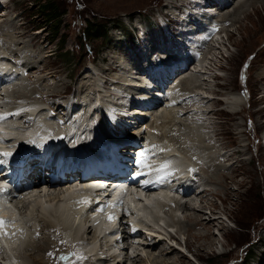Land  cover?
Instances as JSON below:
<instances>
[{
	"label": "rangeland",
	"instance_id": "obj_1",
	"mask_svg": "<svg viewBox=\"0 0 264 264\" xmlns=\"http://www.w3.org/2000/svg\"><path fill=\"white\" fill-rule=\"evenodd\" d=\"M53 1H56L61 10L65 12V16L62 18L63 24L59 33V37L63 39L67 38V43L63 46V50H61L62 46L59 39H54L55 28L46 27L44 16L38 13L40 6L38 0H10V4L7 7H0V47L1 49L3 48V53L8 55L12 60H16V58L10 55V51L21 53L23 58L22 62L26 68L21 64H12L22 70L24 79L21 80V82L26 93L32 96V90L38 88V92H35L36 94H34L32 97L33 99H31L33 102L38 103L42 100L41 102L45 103H43V105H45L46 108L53 105L56 109L50 107L51 110H55L54 114L64 120L68 118L67 110L71 102H77L83 99L81 100V107L79 108L84 111L87 106L92 105L95 100L93 106L95 104L97 105H95V107L100 106L99 108L102 110L100 112L101 115L99 116V112L97 115L103 120L102 122L104 125H110L109 131L117 129V131L120 132V128L127 126L125 123L127 121L118 116L116 119L119 121V123L116 122L118 126H113L112 123H114L115 118L112 112H114L115 109L114 106L110 104V102L113 101V99L110 98V94H115L114 91L124 93L127 99H125L126 103L123 101L122 103L131 105L128 101L133 96L130 94L135 91L132 90V88L128 89L127 86H124L126 84L123 80H129V78L132 79L136 76L137 71L141 70L139 68L140 64L142 66H147L145 63H136L139 60L137 58L140 54L145 52V49L140 46L142 42L138 33L140 29H137L136 26L143 29V34L147 33V31L149 32V41L154 40L153 37L159 39V36L164 34H172L171 30H173V32L176 31L179 25L177 17L173 15L169 7H174L170 6L173 5V3L180 6L182 1ZM240 2L244 5H242L239 10L237 8L234 10L235 6H237L236 4ZM225 8L230 9H226L224 12L225 14L230 12V15L225 16V19L228 17L230 21L227 20L226 22H222V20L217 19L218 17L216 20L224 26L226 31L221 41L212 46L209 51L210 53L207 54L203 63L204 65L202 64L212 69L209 70L207 67L204 68L202 66L200 71H191L193 74L190 78L184 77V80L186 78L188 79L185 82L188 87L183 85L182 88H190L193 92L183 94L185 97L180 98L179 101H186L190 104L178 108V110L170 115V123L167 124L169 128L166 131H162L161 127H156V124H161V122H163V119H161L156 123V116L144 120L146 123L144 128H141L139 124L132 125L136 128L134 136L141 130H143V132H146L145 130L150 132V130L153 131L156 128L154 136H156L159 141L162 140L161 143L164 141L161 134L169 131L171 135L173 134L171 136L172 138L177 136L176 142L180 144L177 146L178 150L182 149L181 147L189 146L193 155L199 153L207 158L209 156L208 154L215 151L221 155L219 159L221 161H216V163L219 164L221 162L222 171L216 174L218 175L216 178L212 173L215 171L216 167H209V158H203L207 160L208 163L205 161V166L202 169L204 172L202 173V171L199 170L195 177V180L198 178L197 182L199 183L197 184L195 181H191L195 183L192 198L197 195L196 198L194 197L195 201L192 205L201 213L189 211L183 214L181 213L183 212L181 209V211H177L183 221L182 226L186 229L190 228L192 231H203L201 223H198L200 226L194 227L196 221L201 219L199 217L208 219L207 222L215 221L216 226H213L212 229H209L208 232L206 231L205 233H211L210 236L214 238L217 245L213 247V250L208 249L205 252L199 251L196 239L193 237L190 238L186 233L184 236L177 235V227H175L172 229L173 234L176 236L173 245L178 243V246H176L181 248L179 249V254L181 256L176 259L175 257L173 258V256L162 257L161 254L158 255L156 252L154 257L166 261V264L169 260L168 264H244V257L247 253L248 258L250 256L251 264H264V143L261 139L264 135V80L259 79V73L264 75V0H237L234 1L232 7ZM221 11L219 10V12ZM168 14L172 17L174 16L173 21L171 20L172 17L170 18ZM231 14H233V16ZM4 15H6V17H4ZM87 21L100 24L101 26L106 25V27H109V34L104 38L94 37L92 35L90 37L89 35L84 37ZM168 21L176 25H170ZM196 33H200V31H196ZM182 34L187 35L188 39L183 38V40H186L184 41L186 45L191 47L196 44L195 38H190L193 36L188 35L186 31ZM204 34L203 32V34L199 35H203L201 37H204ZM166 41L169 42L168 40ZM179 45L180 44H177L175 48L171 46V49H177ZM156 48L159 50V45ZM191 48H194V46ZM186 49V51H188V48ZM134 55L135 58L129 60V57ZM155 57L156 55H154L152 59L155 60ZM154 60L149 61L153 63ZM151 63H148V66ZM115 65L119 67L120 65L123 66L122 69H118L119 71L109 72V69ZM127 65L129 67L134 65L132 74L127 71L129 70L127 69ZM192 68H195V66L193 65ZM190 69H188V71ZM25 71L28 72V77ZM138 74L140 75V73ZM186 74L189 73L186 72ZM143 76L147 79L145 75ZM189 80L190 83L188 82ZM83 82L84 84L87 83L90 88L79 89V86H81V84L83 85ZM55 86L59 87L55 89ZM95 88L98 89L99 92H95ZM92 89H94L95 93L92 92ZM53 90L62 94L63 97L41 99L42 95H49L48 93ZM180 90L181 87L176 88L174 91L171 90V95L174 96L179 94L178 91L180 92ZM88 91L90 92L88 93ZM125 91H127V93ZM82 92L86 93L84 94ZM112 94L111 97H113ZM15 95L19 97L17 93H15ZM87 95L90 96L89 99H87L88 97L84 99V96L86 97ZM104 97H106L105 99L107 101H103ZM179 97H181V94ZM28 100H30V98H28ZM84 100H86V102ZM14 101L16 102V100H13V103ZM171 103L172 108H175L176 106L173 105L174 103ZM108 106L113 108L112 112L109 111V113H107ZM104 107L105 109H103ZM162 107L164 108V105H162ZM92 111L90 115L96 118L95 112L97 109L93 108ZM119 111L123 112L124 110L119 109L116 112ZM133 111L138 112L137 114H143V110L141 111L139 106L137 109L133 108ZM98 116L96 119H98ZM166 116L168 115H165V117ZM140 118L146 119L144 117ZM183 120H185V122H183ZM144 121H142V123H144ZM183 123L186 126L183 125ZM130 129L132 128L127 127V130ZM143 136L144 138L147 136V138L151 140L149 137L152 136V134H144ZM182 139H184L187 146L184 145ZM204 140L205 142H203ZM164 145H166V143ZM173 147H175V145H173ZM200 147H202L203 150ZM204 148L207 151H205ZM156 149L162 148L156 146ZM195 149H197V151ZM181 151L183 152V150ZM204 173L206 174L204 175ZM211 176H213L212 182L210 180ZM216 179L217 181H214ZM202 183L206 185V188L208 187L205 195H199L197 191V187ZM211 190L213 193H211ZM59 191V188H52L50 194L54 195ZM201 199L202 203L200 202ZM22 205L23 204L16 203L14 207H22ZM200 206H203V209L199 208ZM21 207L18 208V211L20 209V213L24 215L27 209L22 210ZM210 212H212L214 217L209 215ZM219 219H221L220 225L217 223ZM29 224V226H31L33 223L31 222ZM39 228L40 227L37 228L38 231L40 230ZM36 231H34V233ZM58 232L59 231L55 232V234ZM47 233V231L46 233L41 232L43 236ZM79 235L81 236L82 234ZM189 241L193 244L190 249L187 250L184 247V243L187 245ZM171 243L172 242H170V244ZM94 245H97V242H95ZM24 247L25 246L22 244L18 249H13L12 251L13 253H17V251L24 252L26 250ZM167 247L172 246L168 245ZM51 248L50 246V249ZM180 250L184 251L185 254ZM37 251L34 253L36 254ZM38 252L37 255L41 256L40 250ZM126 253L127 252L124 251L122 254L124 262L126 260V264L127 262H129L128 264L140 263H135L133 260V262H131L128 258L125 259ZM3 254L4 253H2V255ZM198 254L202 255V258H199V256H197ZM74 256L77 257L78 254L73 252L72 256L68 257L74 258ZM146 256L147 253H144L142 260H146ZM45 257V261L27 257H24L26 260L24 258L23 260H25V264L63 263V261L59 260L55 263V258L53 256L45 255ZM1 259L0 261H3V258ZM94 261L95 260H92L93 264H98ZM3 263L10 264L9 262L6 263V260H4ZM149 263L150 262H145L144 264ZM16 264L22 263L18 260Z\"/></svg>",
	"mask_w": 264,
	"mask_h": 264
},
{
	"label": "bare ground",
	"instance_id": "obj_2",
	"mask_svg": "<svg viewBox=\"0 0 264 264\" xmlns=\"http://www.w3.org/2000/svg\"><path fill=\"white\" fill-rule=\"evenodd\" d=\"M181 1H182V4L179 6L180 8H183L184 11L187 9H190L189 0H181ZM1 2L3 3L4 0H0V7H3L1 5ZM217 5L220 7L219 4ZM217 5L214 3L213 8H216L219 10ZM236 5L237 6H235L234 10H236V8L239 10V8L244 4L240 2V3H237ZM183 9L181 10L183 11ZM226 9L227 8H223L222 11L220 10L221 12H219V15L217 18L218 20H222V22L223 21L226 22L227 20L230 21L228 17L227 19H225L226 15H230V12H227L228 14L224 13ZM227 10H230V9H227ZM208 11L213 12V10H208ZM231 15L233 16V14ZM4 17H6V15H4ZM218 20L216 21L218 22ZM208 22H209L208 20L204 19V22L201 24V26L198 29L203 28V25H205L207 29L213 27V25L208 26ZM198 29L196 28L189 29L188 31H186V33L190 36H193V37H190V36L189 37L195 38V41L197 43V41L200 39V36H203L199 34H203L204 32L207 35V40H208L207 43L210 45L211 42H213L211 34H207L205 32V28L200 29V30ZM196 31L197 32L200 31V33H196ZM174 33H172V38L175 41L173 43V46L176 47L177 44H180L179 48L174 49V50L171 49L172 45L169 44V42H167L166 40H164V37L159 42H157V44L154 40L149 41L148 39L147 42H149V45L147 46V49H145L144 51L147 52V50H152V55H155L156 52L160 51V53H162L163 55L162 56L156 55L155 60L152 59L153 57L152 56L151 59L149 60H154L153 63H151L150 61L149 63L151 64H149V66L148 64L147 66H142L140 64L139 68L141 70L137 71L136 76H134L132 79L129 78V80H123L125 81V84H126V85L123 84L124 86H127L128 89L132 88V90L135 91L130 94V95H133L131 99L128 101L131 103V105L130 104L125 105L124 103H122L121 98L117 99V97H111V94H110V98L113 99V101L110 102V104L114 106V108H116V111H118L119 109L124 110L123 112L114 111L115 113L113 114L117 116H115L114 123H112L113 126H118L116 123V122L119 123V121L116 120L118 116L124 118L127 121L125 122L127 126L120 128V132H118L117 129L109 131L110 125L109 126H107V124L104 125V123L102 122L103 120H101L99 117L101 115L100 112L102 111L99 108L100 106L95 107L96 104L93 106L95 100L93 101V104L91 103L92 105H88L84 111H80L77 113L75 118L71 120L69 123V125H72V126L69 129L66 128L67 129L66 131H62L63 130L62 127L60 131L57 130L56 117L53 116L50 112L51 108L56 109V107H53V105L52 106L50 105L51 108L48 107L50 108L48 109L45 107V105H43L44 102H41L42 101L41 100L40 102H38V103H41V107L36 109V107L33 105V102H32L31 104H28V107L30 108L29 110L32 111V116L34 117V119H37V110H38V117L39 118L42 117L43 121L41 122L37 121L38 123L37 127H36V122L34 121V124L32 126L30 125L26 129H21L18 131V134H19L18 140H21L25 143L28 142V138L25 137V134L27 132H31L33 134V136H31L29 140L33 141V143L37 142V149L35 151V154H38V155L46 154L44 157L45 159L44 162H46V164L48 163V161L55 159L59 162L61 166L67 169L74 167L76 162L87 163L88 160H92L96 158L95 156L99 154L98 152L104 151L99 146V143H101V145L103 146H106L107 144L106 141L108 139L110 141H114L118 145L125 144L126 146H128L127 148H124L123 150H117V151H113V149L109 148L110 149L109 156L114 157L117 160V162H119V158H118L119 155L127 156L128 165L132 167V170L130 172H134L138 174L140 182H144L145 180H147L148 184H151L153 187L156 188L155 190H152V191L142 190V188L138 190L136 188V192L138 193V195H136L134 199H130V207L134 209L133 218L137 221V223L133 226V228L136 229L137 227H139L145 230L146 233L141 232V234H139L136 242H139V240L141 239L142 244L137 243L136 246L132 247L131 255L127 252L125 259L128 258V260H130L131 262L134 261L135 263L140 262L139 264H144L145 262L146 263L150 262L149 264H166V261L159 260L157 257H156L157 259L154 258L156 255V252L158 255L161 254L162 257L163 256H173V258L175 257L176 259L177 257L179 258L181 256L179 254V249L181 248L177 247L178 243H176L177 246L173 245L174 241L176 240L175 239L176 236L173 234L172 231L171 232L167 231L165 227H167L169 230L177 227L176 229L177 235L184 236V234L186 233L188 234L190 238L193 237L194 239H196V242L198 243L199 251L205 252L208 249L213 250V247L217 245L214 238L210 236L211 233L210 234L205 233L206 231L208 232L209 229H212L213 226H216L215 221L207 222L208 219L199 217L201 219L196 221L194 227L200 226V224L198 223H201V226H203L204 233L203 231L196 232L194 230L192 231V229L190 228L186 229L182 226L183 221L178 215L179 212H177L181 209L183 211L181 213L183 214L189 211H197L198 213H201L198 209H195V207H193L192 205L195 201L194 200L195 196L192 198V196L187 195V194L190 190L194 188L195 183H197L196 181L198 180V178L197 180H195L196 179L195 176L197 175L199 170L202 171V169L204 168L205 161L207 162V160L203 158H206V157H204V155H201L199 153H195L193 155L191 153V150L189 149V146L181 147L182 146L181 145L180 147L182 149L178 150L177 146H179L180 144L176 142L177 136L172 138L171 136L173 134L171 135L169 131L161 134V136L164 138V141H163L164 143L162 142L163 144L161 143L162 141L161 139H160L161 141H159V139L156 136H154V133L156 132V128L153 131L150 130V132L147 130H145L146 132H143V130H141L137 132L136 135L134 136V132L136 128L132 125L139 124L141 128H144V126H146V123L144 120H148V118L152 116H156V123H158L159 120L163 119V122H161V124L160 123L156 124V127L157 126L161 127L162 131L168 130L169 126L167 124L170 123V120H169L170 115L174 111L178 110V108L186 104H190L186 101H182V100L179 101L180 98L185 97L183 94H188V93L193 92L192 89L190 88H189L190 90L185 89L186 87L185 88L183 87L184 89L182 88L183 85L187 86L185 82L188 79L186 78L184 80L183 76H185L186 72L188 71H185V70L180 71L179 76L181 79H179L178 83H176V79H178V76L177 77L175 76L173 80H170L167 74L169 71L168 69L171 68V66H169L170 64L169 65L159 64V63H167L163 61H165L169 57H173V60L171 62H177V63L180 62L181 64L186 63V60L193 59L192 56H186L185 54H176L175 57L169 55L170 52L175 54L176 52L180 50V48L183 46V43H182L183 41L181 40L182 38L188 39L187 35L185 34H179L178 32H174ZM176 34H178V36H176ZM167 43L169 44V46H167L168 45ZM158 45H159V50H157L156 48L158 47ZM190 49H191L190 52L194 50V48H190ZM10 55L20 57L21 53L10 51ZM175 58H176V61H175ZM137 59H140V56ZM0 63H3V61H0ZM122 66L120 65L119 67L118 65H115L114 67H111L109 69V72L110 71L116 72L119 68L122 69ZM192 66H193V63L190 65V67ZM130 67L129 66L127 67V69H129L127 71L132 74L134 65ZM206 67L204 66V68ZM198 69L199 68L195 70L198 71ZM208 69L211 70L212 68L210 67ZM139 72H142L143 75H145L146 77L147 76L150 77L152 81L150 82L148 78L146 79L144 78V76L139 75L138 74ZM165 78L167 80H170L172 83L170 87L168 86L164 90H162V87H165L166 86L165 84H167V81H165ZM259 79L264 80V75L259 73ZM188 82L190 83V80ZM136 83H139L137 87L135 85ZM9 87H11V85H9ZM58 87L59 86H55V89ZM179 87H181L180 92L178 91L179 94L172 96L171 90L174 91L176 88H179ZM15 88H12V90ZM83 88L89 89L90 87L89 85H87V83L84 84L83 82V85L81 84V86H79V89L82 90ZM35 92H38V88L32 90L31 92L32 96H30V94L26 93L25 91H23L22 93H17V94L19 96L22 95L24 98L27 97V98L33 99L32 97L34 94H36ZM89 92L90 91H88V93ZM92 92H94V89H92ZM95 92H99V90L95 88ZM125 92L127 93V91ZM82 93L85 94L86 92H82ZM48 94L49 95H42L41 99L44 100V98L48 99L50 97H63L62 94L54 90ZM122 94L125 95L124 93ZM180 94H181V97H179ZM112 95H115V94H112ZM89 97L90 96L88 95L86 97L84 96V99L86 98L89 99ZM105 98L106 97L103 98L104 99L103 101L106 100ZM123 99L125 100V97H123ZM140 100L142 103L140 106H144L145 108V112L143 114H137L138 112L133 111V108L137 109V107L139 106L138 101ZM84 101L86 102V100ZM171 102L174 103V106H176L175 108H172ZM160 104L164 105V108ZM92 107L97 109V111L95 112L96 118L98 116L97 113L99 112L98 119L93 118L92 117L93 115H90V110L91 109L93 110ZM21 108H26V107H21ZM103 109H105V107ZM12 111L13 110L8 111V110H5L4 108H0V115L7 116L8 114H11ZM165 115H168V116L165 117ZM140 117H144L146 119H143ZM7 118H8V122L5 125H11L14 122L15 117L7 116ZM85 118H86V122L84 126L80 128V125L79 124L77 125L76 123L81 122ZM89 121L90 123L92 122L93 124L92 130L89 129L86 135H80L79 133L81 132V130L83 128H87ZM142 121H144L145 124L142 123ZM183 122H185V120H183ZM17 123L20 124V121H17ZM63 123H65V121H63ZM183 125L185 124L183 123ZM127 127L132 128V129L127 130ZM7 130H10V129L8 128ZM59 134L60 135L62 134L61 136L63 137V140L59 138L60 137ZM144 134H147V135L152 134V136L149 137L151 140H149L147 136L144 138L143 136ZM66 135H68L71 138L70 141H64V140H67V138L64 139ZM182 142L184 143L185 146H187L185 144L186 142L184 141V139H182ZM203 142H205V140ZM165 143L166 145H164ZM173 145H175V147H173ZM156 146H160L163 150L156 149ZM71 147L74 149H80L81 151L79 150L71 151ZM200 148L203 150L202 147ZM206 149L213 150L214 148H206ZM181 150H183L184 153ZM195 150L197 151V149ZM141 153L145 154L143 158L146 162V167L143 170L142 174H141V168L139 166V161L142 159ZM208 155L209 156L207 158H209V167H213V166L216 167L215 171L212 172L216 178L218 176L216 174L217 173L219 174V172L221 173L222 171L221 162L219 164L216 163V161L217 162L221 161L219 160L221 158V155L220 153L216 151ZM0 163L3 164L2 159H0ZM8 168L9 167L7 165H4V167L2 168L3 173L6 172ZM206 170L209 171L208 169ZM203 172L204 171H202V173ZM205 174L206 173H204V175ZM212 178L213 176H211L210 178L211 182H212ZM217 179L214 181H217ZM192 180L195 181V183H192L191 182ZM201 181H202V178H201ZM94 184L98 186L101 183L95 182ZM69 188L71 189V194H74V195L77 194L75 197H73L72 195H68L69 191H64L65 190L64 187L59 188L60 191L55 193L54 195L47 194L48 186L40 187L37 190H32V192H35L36 194L35 195L30 194L29 199H27L24 205H22L21 207L22 210L27 209L24 215L20 213V209L18 211L19 207H16L17 211L19 212L18 214H10V216L9 214L4 215L5 217H8L10 220L12 219L13 221L11 222L6 221L7 222L6 227H10V229L6 231L7 233L6 235L5 233L3 234V231L0 228V236L2 238L5 239L6 237L7 238L13 237V238L20 239V242H21L23 235H25L28 231V234H27L28 238L25 239L24 242H22L26 250L24 252L17 251V253H14V260L18 259L20 260L22 264L26 263V262L24 263V261L26 260L24 257L33 258L36 260L41 259V261L43 260L45 261L46 260L45 255H49L52 253L53 249L57 250V248H59L58 246L61 243V240L58 237V235L55 234V232L57 231H61L62 233L66 234V237L71 238L73 241H78V242L86 241L84 242L85 244H83V247H89L90 244H93L94 242H97L100 239V230L98 226L106 225L105 216L104 214L95 213L93 210H90L88 208V203L86 202V198L90 197V195L87 192L88 185L75 184V185L70 186ZM200 189H202L203 191L201 190L202 192H199V195H205L207 193L206 190H208V187L206 188V185H203L202 183L201 185L197 187L198 191ZM101 193L102 192L100 191L99 193L96 194L97 200H100V201L102 200ZM211 193H213L212 190H211ZM106 201H108V199H106ZM201 201L202 199L200 200V202ZM174 206L176 208H174ZM202 207L203 206H200L199 208H202ZM125 211L130 212L128 208H126ZM149 213H151L150 215L151 219L149 217ZM152 213L155 214L154 219L152 218ZM209 215L211 217H214L212 215V212H210ZM220 220L221 219H219V221L217 222L219 225H220ZM31 222L33 224L29 226L30 225L29 223ZM162 225H165V227H163ZM38 227H40L39 228L40 232L46 233L47 231L48 233L45 236L41 235L38 237L35 234L36 232H38V229H37ZM73 230H74V233H73ZM130 230L131 228L129 227L127 233L130 232ZM34 231L36 232L34 233ZM79 234H82V235L80 236ZM124 237L126 238L125 239L126 241L129 240L130 238L128 236H124ZM103 240H105V243H106L105 244L106 249L102 252L103 256H101L99 253L100 250L102 249L87 250L85 253H83V255H81V259H79V261L77 262L75 260L76 255L74 256V258H70L73 254L71 253V255L69 254L70 257H68L69 262L66 264H93L92 260H95L96 263L98 264H126V260L124 262V257L122 256L124 251L122 252L120 247L118 246L119 242L116 240V236H112L108 240L103 238ZM170 242L172 243L170 244ZM10 243L11 241H7V240L4 241V244L8 246L10 245ZM192 244L193 243H191V241H189V244L187 245L184 243L185 249L189 250ZM166 245L167 246L169 245L172 247H167ZM50 246L52 247L51 249H50ZM37 250L38 251L40 250V253L42 254L41 256L37 255V252H38ZM123 250H128V249H123ZM35 251H37L36 254L34 253ZM180 251L184 253L182 250ZM91 252H92V255H91ZM144 253H147L146 260H142V256L144 255ZM50 256L52 257V255ZM87 256L91 259L90 261H87ZM197 256H199V258H202V255L198 254ZM2 258H3V261L6 260V263L9 262L10 264H14L10 261L9 258H4V257ZM23 258L25 260H23ZM128 263L129 262H127V264Z\"/></svg>",
	"mask_w": 264,
	"mask_h": 264
},
{
	"label": "trees",
	"instance_id": "obj_3",
	"mask_svg": "<svg viewBox=\"0 0 264 264\" xmlns=\"http://www.w3.org/2000/svg\"><path fill=\"white\" fill-rule=\"evenodd\" d=\"M40 3L39 11L38 13L42 14L44 16V23L46 24V27H54L55 28V37L54 39H59V42L61 43L62 49L63 46L67 43V38L63 39L62 37H59L60 29L63 24L62 18L65 16V12L61 10V8L58 6L59 4L56 1L53 0H38ZM109 34V27H106V25H100L95 23H90V21H87L86 25V32L84 33V37H89L92 35L94 37H101L104 38ZM244 264H251L250 262V256L248 258V253L246 254Z\"/></svg>",
	"mask_w": 264,
	"mask_h": 264
},
{
	"label": "snow or ice",
	"instance_id": "obj_4",
	"mask_svg": "<svg viewBox=\"0 0 264 264\" xmlns=\"http://www.w3.org/2000/svg\"><path fill=\"white\" fill-rule=\"evenodd\" d=\"M4 155H7V153H5ZM145 156V154L144 153H141V157H142V159L139 161V166H140V168H141V174L143 173V170L145 169V167H146V162H145V160H144V157ZM147 184H148V181L147 180H145L144 181V185L145 186H147ZM7 190L6 189H3V190H0V192H6ZM113 207H114V205H113ZM115 218L114 217H112V216H109V221L111 222V221H113ZM7 226V222L6 221H4V220H0V228H4V227H6ZM7 233H5V235H6ZM49 255H51V254H49Z\"/></svg>",
	"mask_w": 264,
	"mask_h": 264
}]
</instances>
